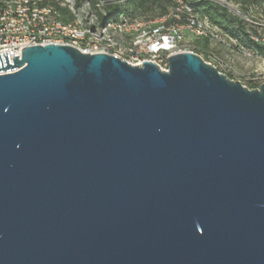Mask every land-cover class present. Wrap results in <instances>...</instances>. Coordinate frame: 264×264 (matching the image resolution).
<instances>
[{"label": "water", "instance_id": "obj_1", "mask_svg": "<svg viewBox=\"0 0 264 264\" xmlns=\"http://www.w3.org/2000/svg\"><path fill=\"white\" fill-rule=\"evenodd\" d=\"M0 53V264H264V82L194 52Z\"/></svg>", "mask_w": 264, "mask_h": 264}, {"label": "bare ground", "instance_id": "obj_2", "mask_svg": "<svg viewBox=\"0 0 264 264\" xmlns=\"http://www.w3.org/2000/svg\"><path fill=\"white\" fill-rule=\"evenodd\" d=\"M122 1L100 0L92 3L86 0L76 5V0H0V27H4V20L15 21V25L8 26V34L25 35L28 20H20V13L16 10L36 11L31 28H39V21L42 20L58 22L50 26V33L61 29L68 34L81 33L89 44L102 47L107 53L131 65H141L144 61L161 65L169 55L184 50L201 56L195 51L196 38L215 41L248 57L263 58L254 47L264 48V0H172L177 11H170L156 19L122 15L105 22L99 19L97 11L105 14V4ZM203 1L233 18L232 33L210 20L198 6ZM171 18L176 21L169 22ZM205 61L219 72L221 66L229 77L232 67L221 55L211 53Z\"/></svg>", "mask_w": 264, "mask_h": 264}, {"label": "trees", "instance_id": "obj_3", "mask_svg": "<svg viewBox=\"0 0 264 264\" xmlns=\"http://www.w3.org/2000/svg\"><path fill=\"white\" fill-rule=\"evenodd\" d=\"M83 1L86 0H76V5H79ZM89 1L95 3L100 0ZM244 1L249 2L252 0ZM198 6L202 10H204L203 12L210 18L213 23L218 24L219 26H221V28H224L226 32L232 33L230 28L234 23L233 18L227 17L229 15L220 11L216 6L210 3L203 1L200 2ZM176 8V4L172 0H124L119 3L112 2L103 6V10L105 13H111V16H108L103 22L107 20H115L118 18L119 15L129 18L131 16V18L138 17L144 19H156L166 15L170 11H177ZM97 14L99 19L102 21L104 14H102L100 11H97ZM168 21L173 22L176 21V19L171 18ZM203 39L204 43H201L200 39L195 40V51L206 60L208 58V54L213 53L214 51L211 50L209 46V40L206 38ZM254 48L255 52L264 58V48L261 46H256ZM253 86L254 84L251 83L250 86L247 87L252 88Z\"/></svg>", "mask_w": 264, "mask_h": 264}, {"label": "built area", "instance_id": "obj_4", "mask_svg": "<svg viewBox=\"0 0 264 264\" xmlns=\"http://www.w3.org/2000/svg\"><path fill=\"white\" fill-rule=\"evenodd\" d=\"M16 11L20 13V20H28V27H25V35L8 34V26L15 25V21L4 20V27H0V53L7 52L11 64L13 62L12 59L13 56L18 55L19 57L21 55V49L23 47L32 46V45H44L48 43L70 45L79 49L83 53H90V54L107 53L106 49L89 44V42L85 38H83L81 33L68 34L65 33V31H63L62 29L57 30V33H50V26H53V23H58V22L42 20L39 21V28H31V20H35L36 11H31V10L30 12H21L20 10H16ZM215 25L219 26L218 24ZM182 52H188V51L184 50ZM157 66L161 70H166L167 58H165V63H161V65H157ZM220 72L226 74V71H224V69L221 68V66H220ZM259 84L261 83H257V87L259 86Z\"/></svg>", "mask_w": 264, "mask_h": 264}, {"label": "rangeland", "instance_id": "obj_5", "mask_svg": "<svg viewBox=\"0 0 264 264\" xmlns=\"http://www.w3.org/2000/svg\"><path fill=\"white\" fill-rule=\"evenodd\" d=\"M104 21L111 13H105L103 15ZM196 38L195 40H197ZM201 43H204V39H200ZM209 46L213 50V54L221 55L223 58L229 61L232 67L229 77L232 79L240 80L245 86L254 84L252 88L257 86V83L264 82V59L261 57L253 56L248 57L244 54L238 53L235 49H231L227 46H221L215 41H209ZM211 54V53H210ZM209 55V54H208Z\"/></svg>", "mask_w": 264, "mask_h": 264}]
</instances>
